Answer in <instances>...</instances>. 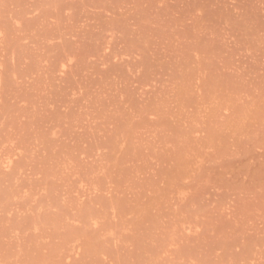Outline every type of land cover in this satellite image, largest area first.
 I'll return each mask as SVG.
<instances>
[{"label": "rangeland", "instance_id": "1", "mask_svg": "<svg viewBox=\"0 0 264 264\" xmlns=\"http://www.w3.org/2000/svg\"><path fill=\"white\" fill-rule=\"evenodd\" d=\"M0 264H264V0H0Z\"/></svg>", "mask_w": 264, "mask_h": 264}]
</instances>
